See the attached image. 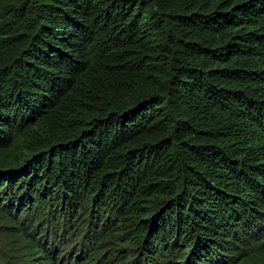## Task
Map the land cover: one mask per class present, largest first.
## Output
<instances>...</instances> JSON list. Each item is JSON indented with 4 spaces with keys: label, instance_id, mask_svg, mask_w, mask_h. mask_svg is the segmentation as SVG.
<instances>
[{
    "label": "trees",
    "instance_id": "16d2710c",
    "mask_svg": "<svg viewBox=\"0 0 264 264\" xmlns=\"http://www.w3.org/2000/svg\"><path fill=\"white\" fill-rule=\"evenodd\" d=\"M0 214L39 264L81 215L72 264L264 256V0H0Z\"/></svg>",
    "mask_w": 264,
    "mask_h": 264
},
{
    "label": "rangeland",
    "instance_id": "374dc122",
    "mask_svg": "<svg viewBox=\"0 0 264 264\" xmlns=\"http://www.w3.org/2000/svg\"><path fill=\"white\" fill-rule=\"evenodd\" d=\"M44 200L48 201L49 198L46 197ZM35 209H36V204L32 206L31 214L34 212ZM46 212H48V210H46ZM17 216L20 217L19 218L20 223L25 222L26 217H24L23 212L22 213L19 212V215ZM56 216H58V213L55 214V218L53 217L52 220H49L48 222H46L47 220H44L43 222L39 223L35 227V231L31 232V235L33 236V238H38L41 234V228H43L44 226L47 227L46 234H48L49 232V237H48L49 242L47 245L48 247L47 250L49 252H50V249L53 247V245H51V240H52V235H53L52 226L55 225L56 220L58 219L56 218ZM84 218L85 217H82L81 215L78 217V219L75 222L76 224H78V222H81L82 220H84L82 221L84 222V225L80 228L81 232H79L81 236L78 237L79 240L77 241V243L70 242L65 248L64 246L59 245V243L56 241L57 239L54 240L55 245L57 246V249H58L57 250L58 254H56L57 264H72L78 255H81L82 259L91 258V256H89L90 248L88 247L89 244L91 245L90 243L91 240H88L89 222L86 218L85 219ZM63 219H65L67 223V231H68V223L70 221L68 220L70 219L68 217V214L64 215V217H62L59 221H62ZM72 220H74V218ZM101 222L102 221H98V224H97L98 230L100 229L99 225L101 224ZM26 228H27V231L29 232L30 231L29 226H27ZM59 229H60L59 235L61 236L62 233L64 232V229L62 227H59ZM14 232L15 231L10 228V223L5 221V219L0 214V264H39V262L42 263L43 261H38L35 258L37 257V254L35 253V248H33L31 244L22 242L20 238L17 235H15ZM111 234L112 235L110 236L108 242L104 244L105 248L103 250V254L98 258V261L94 260L93 262H90V263L88 262L87 264H106L105 262H108V261H111L112 264H117V261L121 260L123 256L127 255V253L130 251V248L127 245H125L124 243L125 239L123 237L118 238L115 231H111ZM85 238L87 239V241H84ZM81 242H85V245L77 247L78 250H76V246H79L78 244H80ZM74 249L76 250V252L74 251L72 253V250ZM70 253H72L73 255L72 259L68 258V255ZM132 262L133 261H131L130 264H132ZM243 264H264V256L262 257L260 256L259 258L254 257L251 260H247Z\"/></svg>",
    "mask_w": 264,
    "mask_h": 264
}]
</instances>
